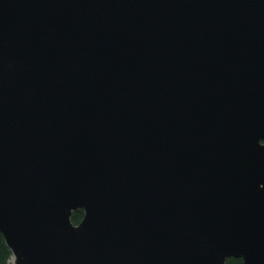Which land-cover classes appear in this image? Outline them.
<instances>
[{
  "label": "water",
  "instance_id": "water-1",
  "mask_svg": "<svg viewBox=\"0 0 264 264\" xmlns=\"http://www.w3.org/2000/svg\"><path fill=\"white\" fill-rule=\"evenodd\" d=\"M0 233L14 264H264V0H0Z\"/></svg>",
  "mask_w": 264,
  "mask_h": 264
},
{
  "label": "trees",
  "instance_id": "trees-1",
  "mask_svg": "<svg viewBox=\"0 0 264 264\" xmlns=\"http://www.w3.org/2000/svg\"><path fill=\"white\" fill-rule=\"evenodd\" d=\"M83 210L80 209V211H75L72 214V222L74 224H79L81 220L83 219ZM13 254L12 251H10L9 247L7 246L6 242L4 241V238L2 234L0 233V264H9L10 260L12 259ZM228 264H244L241 259H228Z\"/></svg>",
  "mask_w": 264,
  "mask_h": 264
},
{
  "label": "rangeland",
  "instance_id": "rangeland-1",
  "mask_svg": "<svg viewBox=\"0 0 264 264\" xmlns=\"http://www.w3.org/2000/svg\"><path fill=\"white\" fill-rule=\"evenodd\" d=\"M9 262H10L9 264H14L13 259H11Z\"/></svg>",
  "mask_w": 264,
  "mask_h": 264
}]
</instances>
